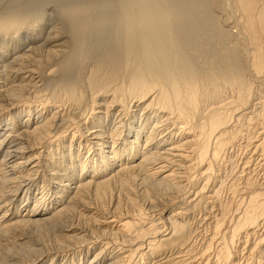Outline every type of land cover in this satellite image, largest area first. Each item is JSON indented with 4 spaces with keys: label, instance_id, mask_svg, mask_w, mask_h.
Listing matches in <instances>:
<instances>
[{
    "label": "bare ground",
    "instance_id": "1",
    "mask_svg": "<svg viewBox=\"0 0 264 264\" xmlns=\"http://www.w3.org/2000/svg\"><path fill=\"white\" fill-rule=\"evenodd\" d=\"M0 264H264V0H0Z\"/></svg>",
    "mask_w": 264,
    "mask_h": 264
}]
</instances>
